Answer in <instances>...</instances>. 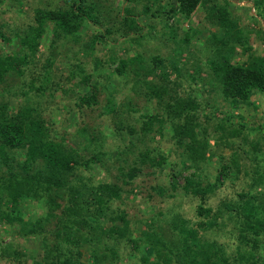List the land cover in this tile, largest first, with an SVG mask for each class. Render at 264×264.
<instances>
[{
	"label": "trees",
	"instance_id": "obj_1",
	"mask_svg": "<svg viewBox=\"0 0 264 264\" xmlns=\"http://www.w3.org/2000/svg\"><path fill=\"white\" fill-rule=\"evenodd\" d=\"M62 1L51 7L53 0H0V229L12 233L1 242V260L120 264L116 245L126 242L140 251L141 264H264V129L222 112L232 102L257 109L253 99L264 97V0H252V25L231 10V0ZM199 9L203 28L183 26ZM87 22L99 30L89 35L82 29ZM192 30L205 33L194 50ZM47 33L50 54L28 82ZM123 39L127 56L113 49ZM165 42L159 53L155 45ZM169 44L174 47L167 52ZM103 46L111 48L105 59L98 56ZM132 49L136 53L128 54ZM178 51L184 57L176 58ZM88 59L97 75L86 70ZM181 64L191 70L184 73ZM111 67L114 76L106 72L101 82L100 70ZM184 76L194 85L179 90ZM113 77L130 85L120 102ZM200 90L213 91L218 104L199 99ZM115 139L116 153L108 147ZM223 147L231 153L218 154ZM217 156L211 177L202 166ZM96 165L109 181H93L82 170L92 173ZM241 173L246 179L237 200L205 205ZM149 177L147 197H197L200 219L160 210L144 215L151 222L134 237L131 226L139 218L121 204ZM31 200L44 206L42 215L27 210ZM223 236L237 244L228 249ZM27 239L41 240V261L27 254ZM85 247L92 258L86 263L80 262Z\"/></svg>",
	"mask_w": 264,
	"mask_h": 264
},
{
	"label": "rangeland",
	"instance_id": "obj_2",
	"mask_svg": "<svg viewBox=\"0 0 264 264\" xmlns=\"http://www.w3.org/2000/svg\"><path fill=\"white\" fill-rule=\"evenodd\" d=\"M57 1H60L59 4H63L62 0H53V5H51V7L56 6L55 4L57 3ZM233 3V6L231 8V10H233V12L238 13L242 16L244 24L245 25H252L257 23L255 19H253L252 15L254 13L253 10V6H252V0H231ZM55 2V3H54ZM104 2V1H103ZM45 3V2H44ZM167 3L166 5L170 4L171 2H168L167 0L164 2ZM105 5H107V2H104ZM121 4H123V1L121 0ZM169 8V7H168ZM167 8V9H168ZM201 9L197 10L194 15L192 16V18L190 20H187L183 26H185L186 28H190L192 25L196 26L197 28L201 29L203 28V26L201 25V16H200V11ZM114 14V13H113ZM10 15V14H9ZM102 16H105L102 14ZM256 18V17H254ZM105 19V18H104ZM141 24H144L146 22V19L143 18L141 19ZM260 22V21H259ZM261 23V22H260ZM262 26V25H261ZM83 31H88V34L90 35V33L92 32H97L99 30L98 27L94 26L91 23H85L84 27L82 28ZM182 32L179 31V37L182 38ZM89 35H86L85 37L87 38ZM191 46L190 49L194 50L195 47H197V45L199 44V42H201L205 36L204 32H200L198 33L196 30H192V35H191ZM167 43H161L160 45H155V47H157V50L159 53H161L160 51V47H162L163 45H166ZM129 46L127 45L126 41L120 40L117 45H113V49L119 51L123 56H127V48ZM174 47L173 44H169L167 45L166 49H164L165 51L169 52L170 48ZM109 46H103L99 49V53L98 56L101 58H107V55L109 54ZM41 49V53H43L40 57V62L36 65V68H33V66H31V69L34 70V72H27L28 74H26V80L29 82L33 79V77H37V74L40 71V68H42V65L45 64V60L47 58V54H50L49 52V42H48V33L47 35H45L44 40L42 41V44L40 46ZM111 49V48H110ZM181 50V49H179ZM144 52V51H143ZM136 50L132 49L130 51V53L128 54H135ZM147 56L150 55L149 53H147ZM187 54V52L185 53ZM176 55V58H182L183 53H180L179 51L176 52V54H174V56ZM239 56V54H238ZM195 59H191L190 63H194ZM60 64V63H59ZM60 71L63 74H66L68 72V69L66 67L65 62H61L60 64ZM181 69L183 70L184 73L187 72V70H191L190 66L185 67L184 64L180 65ZM86 70L90 71V73L94 75H97V72H93L94 70V62L91 59H88L85 65ZM114 67H111V69H102L100 70V72H102L101 74H103V77H98L100 79L101 82H106V76L107 73H110L114 76V74L112 73ZM107 72V73H106ZM174 78V76H173ZM184 81H183V86L179 87V90L182 89H191L190 88V84H192V87L194 85V83H190V81L184 76ZM183 79V78H182ZM113 84L116 85L119 89H121V93L117 94L116 99H118V102H120L121 100L124 99L125 95L128 93L129 87H124L123 86V80L122 79H118L116 77L112 78ZM12 83V82H11ZM201 85H198L197 88H201ZM74 87V82H71L69 85V88H73ZM100 98L105 96V93H100ZM198 96L199 99L206 100L209 103H211L212 105H216L218 104V98L216 97L215 93L213 91H202L200 90V92H197L196 94ZM255 98V97H254ZM101 100V99H100ZM43 102L45 100H42ZM143 99L141 98L140 102L143 103ZM253 101H255V104H259V107L257 109H255L252 105H249L247 103H235L232 102L231 104H229V108L225 107L222 109V112L224 115H229L231 113L240 116L239 120L241 122H244L246 126L248 125H253L256 123H261V125L263 126L264 129V97L261 96H256L255 99H253ZM203 112H201L202 114ZM139 115V114H138ZM234 121H236L235 119H233ZM230 128L233 127L232 124H230L229 126ZM66 128V125L64 126V129ZM67 130V129H65ZM256 133V131H252V134ZM262 135L264 136V131H262ZM77 144L81 145V142L79 140H77ZM116 143H118V140L115 139L114 143L112 144H108V147L111 149H113L112 151L114 153H116V151H114V148L116 147ZM213 144V143H212ZM168 148H163V150H161V152L163 151L164 153H167ZM232 150L228 149V148H221L217 153L218 154H230ZM111 153V152H110ZM220 161L221 158L214 157L211 159H206L202 169L208 173L211 177H213L215 175V173L218 170V167L220 165ZM242 164L246 165L245 168H252V166H250L252 164V161H249L247 159H243L242 160ZM178 170H180L179 168H181V166H177L176 167ZM87 175H91L93 178V181L96 180H101V178H105L107 181H109V175L105 174L104 172V168H101V165H96L95 168H93L92 173L88 172L85 169H82ZM81 170V171H82ZM189 172L190 171H185L182 175V177L179 178V183L180 185H184V178L185 176H189ZM144 177V175H140V177ZM245 174L241 173L240 177L236 180H231L229 179L228 181H226V183L217 190L216 194L212 195L211 197H209L208 200H206L205 205L206 206H211L213 208H216L218 205L221 204V202L223 201H234L238 199V194L239 192H241L244 189V180L245 178ZM130 179H133V182H138L139 177H132ZM154 180V178H153ZM140 186L136 188L135 190V196H132L127 201V203H123L121 204L122 208H127L128 211L130 212V215H137L139 220L136 221L135 223L133 222L132 226H131V230L133 232V236L134 237H142L143 234L146 231V225L145 223H150L151 220L147 219L145 221H143L147 216L149 215H153V214H157L160 210L164 211V213L166 215H170L171 213L168 211L170 208H172L173 210H175V212H179L181 213L185 218L191 220L192 222L198 221L200 218L197 216L196 214V209L198 207V205L201 203L200 199L197 197H194L192 195H182L181 193H179L175 199H166L165 201H161L160 199H150L149 197H147V190H149L150 186L153 184L152 178L149 177L147 179L144 178H140ZM25 207L27 208L28 211L32 212L35 216H40L45 212V208L41 203H37L35 201L31 202H26L24 203ZM117 205V204H116ZM115 205V206H116ZM142 209L145 210V214L143 213ZM144 215L146 217H144ZM121 222L116 223V226H121ZM124 225V224H123ZM3 229H0V245L2 244L1 242H6V241H10L12 238V233L9 232L8 234H5L3 231ZM225 241H228V249L232 248L233 245H236V241L234 242V240H230V239H226V237H224ZM234 242V243H233ZM113 244V243H112ZM23 245L26 247V251L27 254L30 256H34L36 257V260L41 261V254H42V243L40 239H27L25 241H23ZM116 247L119 249V254L122 257V261H120V264H141L139 262V258L141 256L140 251H137L135 253H133L134 249L132 248L131 245L127 244L126 242H119L117 243ZM82 256L80 258V262H89L91 258V255L87 252V247L83 248L82 250ZM0 264H5L0 257Z\"/></svg>",
	"mask_w": 264,
	"mask_h": 264
}]
</instances>
